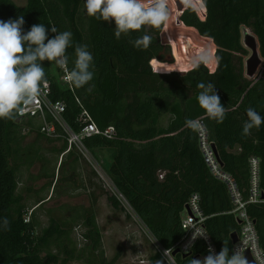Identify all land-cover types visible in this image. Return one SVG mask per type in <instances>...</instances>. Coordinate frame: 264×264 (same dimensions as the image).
Returning a JSON list of instances; mask_svg holds the SVG:
<instances>
[{"label":"trees","instance_id":"trees-1","mask_svg":"<svg viewBox=\"0 0 264 264\" xmlns=\"http://www.w3.org/2000/svg\"><path fill=\"white\" fill-rule=\"evenodd\" d=\"M193 6L181 13L177 25L185 28L179 32L194 38V30L214 42V71L205 63L185 73L163 71L160 66L156 71L153 69L156 60L171 62L168 58L171 48L162 40L163 30L166 32L170 25V14L159 29L145 26L141 31L122 34L119 39L114 34V22L98 21L86 14L84 0H28L25 8L13 0H0V20L23 15L25 31L41 23L48 29L49 39L56 35L51 27L58 32L70 31L73 46L66 51L69 68L74 66L75 45L88 46L94 57L95 75L84 88L74 87L72 91L62 87L52 76L49 62H43L51 85L50 98L66 102L65 117L76 130L80 129L76 118L81 110L76 97L99 128L115 127V138L96 135L87 138L85 144L95 155L100 150H113L107 173L162 247L169 249L181 239L186 204L192 194L198 193L207 217L205 225L217 252L225 243L231 254L232 234L240 226L232 213L234 205L228 186L212 173L199 132L188 128L185 121L203 122L209 141L216 146L223 171L234 178L246 200L250 159L257 157L264 191V124L259 129L253 128L250 135H242L248 107L264 115V70L257 78L246 76L248 50L242 32L246 26L256 36L264 60V0H198ZM205 13V19H201ZM145 34L152 37L150 46L134 47L132 41ZM199 82L215 85L226 110L223 123L209 119L199 106ZM92 85L89 92L87 89ZM17 119H0V264H69L83 259L87 249L95 254L96 264H115L117 257L109 260L103 250L102 232L92 207L72 209L71 216L64 217L71 220L50 218L48 226L40 229L35 208L21 205L19 166L40 162L45 167L48 158L37 142L24 144L25 120ZM35 121L29 119L28 127L45 137L40 132L41 124ZM67 148L66 143L61 151ZM68 153L71 155L72 150ZM74 161L79 172L78 156ZM77 164L66 178L70 188L73 185L70 180L77 176ZM44 167L43 175L56 179V172H47ZM96 175L88 173L85 179L86 185L93 189L92 179ZM56 184L50 187L53 192ZM107 199L114 208L123 207L117 196L107 195ZM45 200L40 199L36 205L41 206ZM29 210L32 214L26 221ZM247 211L255 221L264 252V203H249ZM5 218L9 222L7 228L3 224ZM77 220H82V236L87 242L83 249L77 248L73 229L67 226ZM200 252H205L202 244L194 248L192 255H177V260L179 264H189ZM161 258L156 253L151 264Z\"/></svg>","mask_w":264,"mask_h":264},{"label":"rangeland","instance_id":"rangeland-1","mask_svg":"<svg viewBox=\"0 0 264 264\" xmlns=\"http://www.w3.org/2000/svg\"><path fill=\"white\" fill-rule=\"evenodd\" d=\"M20 7H27L28 0H13ZM198 0H190L189 4H185L182 0H167V7L170 16L169 28L166 32H162V40L165 44L171 48V53L168 58L171 62H161L156 60L152 64L153 69L156 71L160 66L163 71H176L178 73H185L192 69L195 64L193 63L202 51L207 52L209 60L205 64L209 69H213L215 66L214 51L216 45L208 38L202 37L197 31L192 30L196 37L189 38L186 34L179 32V29L185 28L184 26H178L177 23L180 20V15L188 6L194 7L193 2ZM145 6L151 3V0H143ZM195 9V8H194ZM244 26L243 43L248 50V56L246 57V63L254 61L256 66V72L253 76H248L251 79L257 78L264 70V60L259 51V43L256 36ZM250 33V34H249ZM254 38H253V37ZM50 71L52 76L58 81V83L68 88L69 85L62 80L63 70L60 69L54 62H49ZM27 121L22 122L23 134L25 136L24 144H31L37 142L39 145L49 147V141H42L44 137L39 136V132L28 127ZM38 124L37 121H35ZM50 139V138H49ZM63 145V139H60ZM47 142V144H46ZM76 157L79 158V176L76 179L73 188H78V199L73 197H67V187L71 186L66 182L67 163L64 160L63 165L61 162L56 168V161L53 164L51 160H46L45 167L40 162H36L33 165L21 164L19 166V189L18 192L22 196V206L27 209H32L40 199H43L50 187L52 188L56 184L54 197L46 202L44 205L36 208V218L40 222V229L48 226L50 218H62L71 220V218H64L69 216L72 204H82L83 207L93 208L98 224L100 226L103 236V250L109 260L117 257L115 264H151L152 258L158 253V245L155 237L150 232L144 221L133 212V210L127 208L122 204V208H114L107 200V195H115L116 190L109 182L111 176L107 173L108 165L112 160L113 150H100L97 155L93 154V158L103 168L102 170H96L95 165L87 160L80 151L74 150ZM51 157V156H49ZM52 159V158H51ZM94 161V160H93ZM43 167L47 172H56V179L46 178L43 175ZM100 169V168H99ZM95 172L97 175L93 177V187L86 185V177L88 173ZM56 181V182H55ZM71 187V188H72ZM69 187L68 190L71 189ZM41 191V192H40ZM34 207V208H35ZM76 223H69L67 226L73 229V239L76 241L78 249H83L87 245L86 240L83 238L82 233L84 228L82 220H77ZM97 258L94 253L88 249L84 251L83 259H76L69 264H96ZM155 264H168L164 258L158 259Z\"/></svg>","mask_w":264,"mask_h":264},{"label":"clouds","instance_id":"clouds-1","mask_svg":"<svg viewBox=\"0 0 264 264\" xmlns=\"http://www.w3.org/2000/svg\"><path fill=\"white\" fill-rule=\"evenodd\" d=\"M189 4L190 0H182ZM84 10L89 17L98 21L115 23L114 34L117 39L121 35L141 31L148 26L159 29L169 18L167 0H151L145 6L143 0H84ZM23 15L0 20V119L15 120L24 114L25 109L40 97L42 88L47 87V79L43 62H54L65 73V80L75 88H84L94 79V57L87 45H75L74 66L69 68V57L66 51L73 46L70 31L58 32L48 38V29L44 24H33L24 30ZM152 37L145 34L134 41L136 48H148ZM209 55L202 51L193 63L199 66L207 63ZM94 85L88 87L91 92ZM201 91L197 95L199 106L207 117L223 123L226 110L213 83L199 82ZM247 120L243 124L242 135L248 136L253 128L259 129L264 124V115L255 108L246 109ZM186 126L194 132H203L205 126L199 119H188ZM8 227V220H3ZM245 248H238L229 253L227 244L216 253L209 247L208 255L203 259H190L189 264H248L244 256ZM257 261L264 258L256 257Z\"/></svg>","mask_w":264,"mask_h":264},{"label":"built area","instance_id":"built-area-1","mask_svg":"<svg viewBox=\"0 0 264 264\" xmlns=\"http://www.w3.org/2000/svg\"><path fill=\"white\" fill-rule=\"evenodd\" d=\"M62 80L69 85V88L72 91H74V86L65 80L64 72ZM47 82V87L42 88L40 97L37 98L33 105L27 107L24 114L19 117L24 120L34 119L39 121L41 124L40 132L45 137L55 140L63 139L68 145L66 153L71 150H78L87 160L95 165L97 171L102 170L105 172V170H103L93 158L92 151L86 146L85 140L96 135L113 139L116 137L115 127L108 126L105 129L99 128L91 113L83 106L78 97H76L77 103L80 105L81 109L76 118L77 125L79 124L80 129L76 130L65 117L67 108L66 102L64 100H52L50 98L51 85L49 81ZM199 135L201 148L204 152L208 166L212 173L228 186L234 205L232 213L240 226L239 230L236 231L238 238L236 242H233L232 251L238 248H245L244 256L246 257L247 252H249L253 264H264V260H256V257L264 258V252L260 245V238L255 221L247 211V205L249 203H264V191L261 187L260 178V160L254 156L250 159L249 197L246 200L243 192L237 187L234 178L223 171L213 150L212 144L208 139L206 129L204 128L203 132H199ZM109 182L113 185L118 198L122 201L124 206L131 210V205L116 187L113 180L110 179ZM31 214L32 210H29L26 221L30 220ZM206 219L207 217L204 215L201 206V196L198 193L192 194L186 204L185 212L181 219V227L184 232L181 239L169 249L162 247L157 242L158 252L168 264H179L177 255H173L174 251L178 250V255L180 256L188 253H191L192 255L194 248L199 244L203 245L205 252L198 253L194 256V259H203L208 255L209 247L213 248L214 251L218 253L206 228Z\"/></svg>","mask_w":264,"mask_h":264},{"label":"crops","instance_id":"crops-1","mask_svg":"<svg viewBox=\"0 0 264 264\" xmlns=\"http://www.w3.org/2000/svg\"><path fill=\"white\" fill-rule=\"evenodd\" d=\"M205 17H206V13H205L204 18H201V19H205ZM215 68H216V64H215L214 68L210 69V70L214 71ZM42 141H44V142L45 141H49V147H46V146L42 145V148H43L42 151L44 152L45 156L48 159H50L51 161H53L52 162L53 164L56 161V168L59 166L61 161L65 160L67 165H68L67 166L68 168H67L66 172H67V174L70 175L72 166L77 164V162L74 161V159L77 158L76 155H75V151L72 150V154L71 155L69 153H66V150L61 151L63 149L64 145L66 144V142L64 140H63V143H64L63 145H60L62 140L47 139V138L44 137V140H42ZM46 144H47V142H46ZM49 156H51V157H49ZM76 174H77V176H75L74 179L70 180V181H72L73 185H75L74 181L76 179H78V164H77V173ZM68 189L69 188H67V191H66L67 193L66 194H70V195H67V197L70 196V197H73V199H78V188H73L72 187L70 190H68ZM54 193H55V191L53 192V190L48 191V195L46 194V196L43 197V199L46 198V200L44 201L43 205L54 197ZM35 206H37V205H34V207ZM38 207H40V206L38 205ZM38 207H35V210ZM79 207H83V206H82V204H78L77 203V204H72L71 207H69V209H74V208H79ZM71 214H72V211L70 212L69 216H67V217H70Z\"/></svg>","mask_w":264,"mask_h":264},{"label":"water","instance_id":"water-1","mask_svg":"<svg viewBox=\"0 0 264 264\" xmlns=\"http://www.w3.org/2000/svg\"><path fill=\"white\" fill-rule=\"evenodd\" d=\"M249 31H250V29H249ZM245 67H246V76L247 77L248 76H253L255 74V72H256V66L254 64V61H250L249 63H245ZM248 78H250V77H248ZM21 120H22V118L21 117H18L17 121L20 122ZM212 147H213V150H214V152L216 154V157H217L218 161L220 162V159H219V156H218V153H217L216 146L213 144ZM237 238H238L237 237V233L234 232L232 234V240H233V242H236L237 241ZM178 254H179V251L178 250L174 251V253H173L174 256H176ZM189 255H191V253H188V254L183 255V257L189 256ZM246 259L248 260V264H253V260H252V257H251V255H250L249 252H247V254H246Z\"/></svg>","mask_w":264,"mask_h":264}]
</instances>
